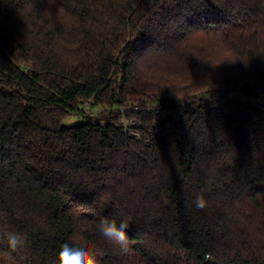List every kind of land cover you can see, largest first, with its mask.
<instances>
[{"label": "trees", "instance_id": "1", "mask_svg": "<svg viewBox=\"0 0 264 264\" xmlns=\"http://www.w3.org/2000/svg\"><path fill=\"white\" fill-rule=\"evenodd\" d=\"M74 233L97 264H264V0H0V264Z\"/></svg>", "mask_w": 264, "mask_h": 264}, {"label": "clouds", "instance_id": "2", "mask_svg": "<svg viewBox=\"0 0 264 264\" xmlns=\"http://www.w3.org/2000/svg\"><path fill=\"white\" fill-rule=\"evenodd\" d=\"M196 207H205V201L202 196L196 199ZM130 224L127 221L121 220L117 223L114 219L104 217L99 222V231L101 235L110 241H114L121 248L122 254H127L130 249L127 246L128 237L126 229ZM70 243H65L61 246V250L57 257L58 264H97V253L93 245L81 233H74L70 237ZM21 242L15 237H9V247L13 250Z\"/></svg>", "mask_w": 264, "mask_h": 264}, {"label": "built area", "instance_id": "3", "mask_svg": "<svg viewBox=\"0 0 264 264\" xmlns=\"http://www.w3.org/2000/svg\"><path fill=\"white\" fill-rule=\"evenodd\" d=\"M26 71L30 70V67L28 65L25 66ZM201 95H199L200 97ZM134 109L137 111L139 110V106L137 104H134ZM153 108H158L156 112L160 113L162 112V108L158 106L157 102H152L151 104L148 105V109H153ZM80 109L87 115L93 116L97 111H99V107L97 105V100L95 97L89 98L86 102H84L81 106ZM121 112H124L126 108L120 107ZM121 124L125 126V128L132 127L131 129L132 134L134 137L139 138L140 137V131L137 129L141 123L134 118H130L127 116H124L120 119ZM134 128V129H133Z\"/></svg>", "mask_w": 264, "mask_h": 264}, {"label": "rangeland", "instance_id": "4", "mask_svg": "<svg viewBox=\"0 0 264 264\" xmlns=\"http://www.w3.org/2000/svg\"><path fill=\"white\" fill-rule=\"evenodd\" d=\"M30 67V70H32L33 68L28 65ZM200 93L196 94V96H198ZM236 100H239L241 99V94L239 93L236 97ZM88 120L87 117L81 115V114H75V115H71L67 120H66V124L67 125H75V124H78V123H83V122H86Z\"/></svg>", "mask_w": 264, "mask_h": 264}]
</instances>
